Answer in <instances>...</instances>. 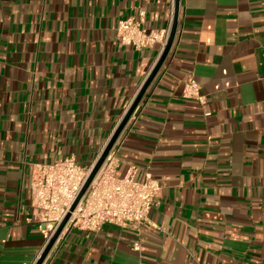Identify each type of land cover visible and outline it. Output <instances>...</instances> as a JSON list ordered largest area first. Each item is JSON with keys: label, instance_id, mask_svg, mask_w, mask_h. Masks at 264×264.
Listing matches in <instances>:
<instances>
[{"label": "crops", "instance_id": "crops-1", "mask_svg": "<svg viewBox=\"0 0 264 264\" xmlns=\"http://www.w3.org/2000/svg\"><path fill=\"white\" fill-rule=\"evenodd\" d=\"M174 8L0 0V264L45 247L32 172L94 165L162 51L120 44L118 21L164 32ZM190 77L205 104L183 97ZM112 148L116 177L134 166L158 183L151 224L69 227L42 264H264V0H178L169 52Z\"/></svg>", "mask_w": 264, "mask_h": 264}, {"label": "built area", "instance_id": "built-area-1", "mask_svg": "<svg viewBox=\"0 0 264 264\" xmlns=\"http://www.w3.org/2000/svg\"><path fill=\"white\" fill-rule=\"evenodd\" d=\"M169 32H146L141 19L132 17L121 19L116 25L120 44L135 49L151 47L157 41L162 42L164 48ZM182 95L205 104L199 94V85L192 77L183 82ZM92 166L80 165L68 156L40 164L32 172L29 186L31 207L45 245L67 214L69 217L61 232L69 227L96 231L106 224L138 231L142 225L151 224L148 214L157 202L159 185L149 176L136 181L134 166H130L123 176L116 177L117 160L113 148L70 211ZM132 248L138 250V242H134Z\"/></svg>", "mask_w": 264, "mask_h": 264}, {"label": "water", "instance_id": "water-1", "mask_svg": "<svg viewBox=\"0 0 264 264\" xmlns=\"http://www.w3.org/2000/svg\"><path fill=\"white\" fill-rule=\"evenodd\" d=\"M177 14H178V0H175V8H174V14H173V21H172V25L170 28V32L166 41V44L163 48V50L161 51L156 63L154 64L153 68L151 69V71L149 72L148 76L146 77V79L144 80V82L142 83V85L140 86L138 92L136 93L133 101L131 102L129 108L127 109V111L125 112L124 116L122 117V119L120 120L119 124L117 125V127L115 128L114 132L112 133L111 137L109 138L107 144L105 145L102 153L100 154L99 158L96 160V162L94 163V165L92 166V169L84 183V185L82 186L77 198L75 199V201L73 202L70 211L73 210V208L75 207L76 203L78 202V200L80 199V197L83 195V193L85 192L87 186L89 185V183L91 182V180L93 179V177L95 176V174L97 173V171L99 170L101 164L103 163L105 157L107 156V154L109 153V151L111 150V148L113 147L114 143L116 142L118 136L120 135L121 131L123 130L125 124L127 123L129 117L131 116V114L133 113V111L135 110V108L137 107L140 99L142 98L146 88L148 87V85L150 84V82L152 81V79L154 78L155 74L157 73V71L159 70V68L161 67L163 61L165 60L169 49L171 47L175 32H176V27H177ZM69 217V214H67L65 216V218L62 220V222L60 223V225L58 226L57 230L55 231V233L53 234V236L50 238V240L48 241V243L45 245V247L43 248L41 254L39 255L38 259L36 260L35 264H42L45 257L47 256L49 250L51 249V247L53 246L54 242L56 241V239L58 238L59 234L61 233L67 219Z\"/></svg>", "mask_w": 264, "mask_h": 264}]
</instances>
